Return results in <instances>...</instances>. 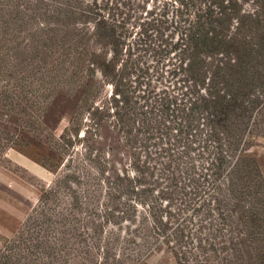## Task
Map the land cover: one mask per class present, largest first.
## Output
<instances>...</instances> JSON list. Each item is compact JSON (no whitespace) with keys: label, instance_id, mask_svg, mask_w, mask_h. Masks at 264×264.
<instances>
[{"label":"rangeland","instance_id":"rangeland-1","mask_svg":"<svg viewBox=\"0 0 264 264\" xmlns=\"http://www.w3.org/2000/svg\"><path fill=\"white\" fill-rule=\"evenodd\" d=\"M184 2L0 0V264H264V0Z\"/></svg>","mask_w":264,"mask_h":264},{"label":"trees","instance_id":"trees-1","mask_svg":"<svg viewBox=\"0 0 264 264\" xmlns=\"http://www.w3.org/2000/svg\"><path fill=\"white\" fill-rule=\"evenodd\" d=\"M180 1L183 2L184 0H180ZM189 1H191V0H188V2H184V3L188 4ZM238 1L239 0H232V2L235 4H237ZM224 3H225V1L220 2L221 7H219V12H217V14H216V15H218L217 16L218 19L219 18L220 19H222V18L226 19L227 15L229 14V12H227L225 9L226 3L225 4ZM209 9H212V7H209ZM239 12L241 13V16H245L249 19H252L255 17V14L252 13L250 10H245V9L241 8L239 10ZM195 15H196L195 24L193 25V28H190V31H189L190 38L192 39V41H193L192 43L194 44L195 48L203 47V46L206 47V46L216 45L215 43H217L219 41H223L225 39L224 36L218 34L219 31L221 33V30L219 28H215L211 25H208V24H210V22H207V19L204 18L203 14L201 12L197 11V12H195ZM233 17H234L233 19H235V23L238 25V23H240L239 22V16L237 18V14H236V16H233ZM203 18H204V21L202 20ZM207 18H210V17L208 16ZM210 31H211V33H210ZM234 39L235 38H231L229 40L232 41ZM226 41H228V40H226ZM228 63H229L230 68L235 67V64H236L235 59H232V61L229 60Z\"/></svg>","mask_w":264,"mask_h":264}]
</instances>
